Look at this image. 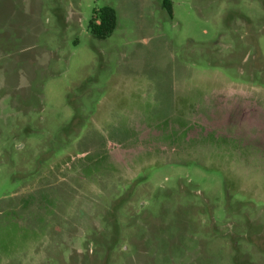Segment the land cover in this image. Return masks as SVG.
<instances>
[{
    "label": "rangeland",
    "instance_id": "rangeland-1",
    "mask_svg": "<svg viewBox=\"0 0 264 264\" xmlns=\"http://www.w3.org/2000/svg\"><path fill=\"white\" fill-rule=\"evenodd\" d=\"M163 1L0 0V264H264V0Z\"/></svg>",
    "mask_w": 264,
    "mask_h": 264
},
{
    "label": "trees",
    "instance_id": "trees-1",
    "mask_svg": "<svg viewBox=\"0 0 264 264\" xmlns=\"http://www.w3.org/2000/svg\"><path fill=\"white\" fill-rule=\"evenodd\" d=\"M163 6L168 10L170 15L173 14L171 0H164ZM117 24L118 14L116 9L111 6H105L92 18L90 31L95 37L105 39L112 35Z\"/></svg>",
    "mask_w": 264,
    "mask_h": 264
}]
</instances>
